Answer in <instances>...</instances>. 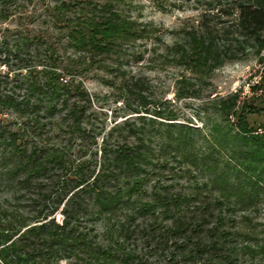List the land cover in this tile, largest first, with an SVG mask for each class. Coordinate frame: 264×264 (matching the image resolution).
Listing matches in <instances>:
<instances>
[{"label": "trees", "instance_id": "trees-1", "mask_svg": "<svg viewBox=\"0 0 264 264\" xmlns=\"http://www.w3.org/2000/svg\"><path fill=\"white\" fill-rule=\"evenodd\" d=\"M53 1L52 23L63 24L70 51L66 63L49 43L41 67L31 70L28 64L40 56L34 47L39 38L28 35L16 36L1 62L6 70L0 73V112L20 120L18 130L0 129V189L13 193L11 201L0 202V264H59L62 259L66 264H146L127 245L137 235L155 240L157 248L169 245L167 257L175 264H264V239L235 222L252 206L264 171V125L258 134L246 121V114L257 109L240 104L238 92L214 99L211 104L225 124L213 123L206 132L173 123L174 114L159 107L149 113L153 102L143 94L146 82L125 79L108 63L120 67L124 52L155 32L152 26L135 22L110 2ZM214 1H228L226 14H236L222 32L234 33L237 44L255 47L256 54L263 52L262 62L264 0ZM202 25L166 49L163 60L207 75L233 58L219 45L217 31ZM7 58L16 70L9 69ZM87 69L116 72L124 107L137 115L136 124L126 118L110 126L99 145L98 120L89 112L88 94L74 80ZM26 136L33 140H22ZM168 156L179 165V178L200 184L176 189L153 180ZM50 175L56 182L49 185ZM60 205L56 221L52 215ZM97 219L114 221V239L97 240L92 228Z\"/></svg>", "mask_w": 264, "mask_h": 264}, {"label": "rangeland", "instance_id": "rangeland-1", "mask_svg": "<svg viewBox=\"0 0 264 264\" xmlns=\"http://www.w3.org/2000/svg\"><path fill=\"white\" fill-rule=\"evenodd\" d=\"M2 1L0 11L4 18H0V73L6 70V66L1 63L3 58H6L4 57L5 50L18 35L39 38L34 47L38 49L37 54L40 56L32 59L28 64L31 70L41 67L40 64L44 61L42 50L49 43H53L63 64L66 63L70 51L65 48L62 37L63 24L61 22L52 23L50 17L51 8L54 6L53 0ZM89 1L96 4L110 2L123 15L130 17L137 23L151 25L155 30L147 39L136 41L133 45H130L127 51L124 52V57L120 59L122 60L120 61L122 62L120 67L111 64V62L108 63V67L123 72L125 79L133 76L146 82L148 91L143 94L153 102L151 106L147 107L149 113H152L153 106H156L164 112L173 113L175 116L173 123L185 124L206 132L208 126L213 123L225 124L219 121V113L211 102L214 99L224 98L229 94L238 92L240 104L244 101L257 109L256 112L246 114L247 123L253 128L260 129V132L256 133H262L261 126L264 125V60L260 62L259 58L263 56V52L256 54L255 47L245 43L237 44L233 40V38H237L234 33L230 35L222 32L230 28L236 15L234 12L231 15L226 14V9L230 6L228 1ZM202 24L217 31L216 38L219 45L226 54L230 53L229 56H233V58L226 60L207 75L194 74L181 66L163 60L166 49L182 43L185 32L191 29L202 30ZM237 41L240 42L239 39ZM29 46L28 48L31 50L33 46ZM7 59L9 69L16 70L12 59ZM10 74L12 76V73ZM115 75L116 72L87 69L74 79L80 81L83 90L88 94L89 112H92L98 120V123H95L96 132H100L97 137V145H99L101 135L114 123H120L126 118L127 122L137 123V115L130 113L124 107L125 102L121 98L123 92L116 89L119 77H115ZM255 80L257 81L256 85L259 87L257 90L252 91L250 88L255 84ZM145 116L149 117L150 115L145 114ZM19 120L20 118L10 111L0 112V129L18 130L17 122ZM228 122L234 125L232 119H229ZM99 127H101L100 130H98ZM22 140L28 142L33 138L26 136ZM96 156H98V152ZM166 158L164 168L158 169V175L152 176L153 180L158 179L162 184L172 185L176 189L180 186L185 188L194 183L200 184L199 180L191 182V179H186L185 175L179 178L177 171L179 165L169 156ZM50 177L47 181L49 185L51 181L52 183L56 182L54 175H50ZM12 196L11 190L0 189V202L11 201ZM17 204L23 205L24 203L17 200ZM61 205L52 215L56 221L61 219L59 214ZM22 212H26V209ZM238 214L243 219H235V222H240L242 231L251 229L256 234V239H264V171L257 182V186H255V197L252 206ZM113 224L114 221L104 219H97L92 224L99 242L106 243L109 238H115ZM155 243V240L147 241L139 235L127 240V245L132 246L139 254L144 256L143 260L146 264H175L167 257V252L170 250L169 245L157 248ZM59 264H66L65 259L60 260Z\"/></svg>", "mask_w": 264, "mask_h": 264}, {"label": "built area", "instance_id": "built-area-1", "mask_svg": "<svg viewBox=\"0 0 264 264\" xmlns=\"http://www.w3.org/2000/svg\"><path fill=\"white\" fill-rule=\"evenodd\" d=\"M255 84L257 83V81L255 80L254 82ZM256 132H260V129H256Z\"/></svg>", "mask_w": 264, "mask_h": 264}]
</instances>
